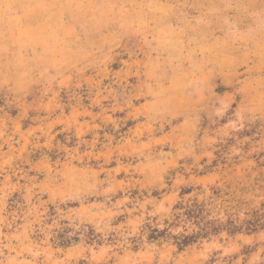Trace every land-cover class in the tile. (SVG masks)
<instances>
[{
    "label": "rangeland",
    "instance_id": "rangeland-1",
    "mask_svg": "<svg viewBox=\"0 0 264 264\" xmlns=\"http://www.w3.org/2000/svg\"><path fill=\"white\" fill-rule=\"evenodd\" d=\"M129 1L0 0V264H264V114L214 84L170 116Z\"/></svg>",
    "mask_w": 264,
    "mask_h": 264
},
{
    "label": "crops",
    "instance_id": "crops-1",
    "mask_svg": "<svg viewBox=\"0 0 264 264\" xmlns=\"http://www.w3.org/2000/svg\"><path fill=\"white\" fill-rule=\"evenodd\" d=\"M50 1L59 0L30 3L47 12ZM74 1L84 5L85 19L72 17L66 21L70 28L99 21L97 0ZM129 4L133 28L141 32L136 24H143L148 37L144 72L155 75L163 59L166 91L180 88L181 108L168 105L170 116L207 108L214 84L248 91V107L264 114V0H130ZM24 263L19 256L7 261Z\"/></svg>",
    "mask_w": 264,
    "mask_h": 264
},
{
    "label": "trees",
    "instance_id": "trees-1",
    "mask_svg": "<svg viewBox=\"0 0 264 264\" xmlns=\"http://www.w3.org/2000/svg\"><path fill=\"white\" fill-rule=\"evenodd\" d=\"M200 206H201V204L197 203L196 200L192 201V204L186 209L185 215L190 217V218L196 219L201 212ZM192 237L195 238V236H192V235L183 236L182 240H184L186 242L187 240H192L191 239ZM185 242H182V243H185Z\"/></svg>",
    "mask_w": 264,
    "mask_h": 264
}]
</instances>
